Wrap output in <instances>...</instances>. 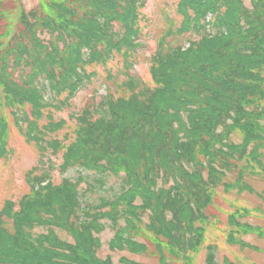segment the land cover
<instances>
[{"label": "trees", "instance_id": "trees-1", "mask_svg": "<svg viewBox=\"0 0 264 264\" xmlns=\"http://www.w3.org/2000/svg\"><path fill=\"white\" fill-rule=\"evenodd\" d=\"M10 1L0 0V107L29 126L44 154H55L65 148L56 135L62 123L39 127L42 108L86 88L87 67L105 65L114 52L130 64L142 48L137 21L145 0H39L30 9ZM9 10L14 23L4 16ZM177 13L181 26L172 34L170 21L152 55L153 85L131 76L122 84L127 98L91 95L75 115V144L64 149L62 168L77 176L54 186L49 170L27 175L32 195L17 210L0 211V264H113L96 256L95 234L109 223L110 247L135 249L120 222L146 211L158 249H199L212 190L235 159H255L264 141L257 103L264 98V0H179ZM5 120L0 111V157ZM235 129L243 132L239 144L228 141ZM112 176L117 186L108 184ZM207 261L213 264L212 251Z\"/></svg>", "mask_w": 264, "mask_h": 264}, {"label": "rangeland", "instance_id": "rangeland-1", "mask_svg": "<svg viewBox=\"0 0 264 264\" xmlns=\"http://www.w3.org/2000/svg\"><path fill=\"white\" fill-rule=\"evenodd\" d=\"M4 1L5 5H10V0ZM20 1L25 9L39 6V0ZM178 2L179 0H145L139 8L140 18L137 21L142 48L131 52L130 64L126 67L124 56L114 52L105 65L87 67L86 72L92 76V81L86 88L83 87L67 101L68 93L62 92L55 104L42 108L43 117L38 121L39 127L49 120L62 123L58 126L56 135L65 143V148L57 150L55 154L52 149L44 154L39 146V139L29 135V126H19L9 109L3 105L0 107L7 119L1 130L5 149L0 157V211L11 204L15 211L19 208L20 200L32 195L27 175L40 176L43 169L49 170L54 186H59L63 178L74 179L77 176L74 167L62 168L66 161L64 149L75 144V115L87 105L91 95L98 99L108 90L114 98H127L129 91L122 84L127 83L131 76L149 86L153 85L149 72L152 55L167 31L168 23L173 22L172 34L181 26L182 16L177 13ZM4 16L10 23L15 22V11L11 14L5 12ZM171 38L173 36L166 43ZM257 103L259 107H264V98ZM25 110L29 112L30 106L26 105ZM28 116L32 118L29 113ZM260 122L264 128V119ZM174 124L178 126L177 122ZM242 138L243 132L235 129L229 133L228 141L239 144ZM259 143L255 159L250 154L238 162L235 159V166L225 172L218 186L212 190L211 203L205 211L206 219L200 223L204 236L199 249L187 254L171 251L164 246L163 249H158L156 237L147 228L149 212L146 211L140 220L120 222V227L126 226L125 231L133 236L137 248L112 249L110 241L115 230L109 223H105L104 229L95 234L99 239L96 256L100 259L110 258L113 264H128L122 260L137 264H209L208 252L212 251L213 264H264V141ZM250 149L251 145L247 150ZM234 161L231 160L230 166ZM116 180L112 176L108 184L117 186ZM55 232L60 238L72 242L73 238L67 231L55 229Z\"/></svg>", "mask_w": 264, "mask_h": 264}]
</instances>
